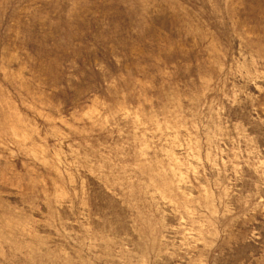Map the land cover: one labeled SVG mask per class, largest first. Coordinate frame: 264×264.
I'll list each match as a JSON object with an SVG mask.
<instances>
[{
  "label": "rangeland",
  "instance_id": "1",
  "mask_svg": "<svg viewBox=\"0 0 264 264\" xmlns=\"http://www.w3.org/2000/svg\"><path fill=\"white\" fill-rule=\"evenodd\" d=\"M0 264H264V0H0Z\"/></svg>",
  "mask_w": 264,
  "mask_h": 264
}]
</instances>
